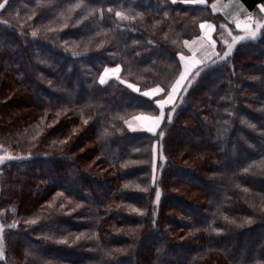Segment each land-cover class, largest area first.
<instances>
[{
	"label": "trees",
	"instance_id": "trees-1",
	"mask_svg": "<svg viewBox=\"0 0 264 264\" xmlns=\"http://www.w3.org/2000/svg\"><path fill=\"white\" fill-rule=\"evenodd\" d=\"M217 1L0 9V264H264V0H238L257 36L236 43ZM201 22L214 55L154 134L132 130ZM109 67L119 75L101 85Z\"/></svg>",
	"mask_w": 264,
	"mask_h": 264
},
{
	"label": "rangeland",
	"instance_id": "rangeland-1",
	"mask_svg": "<svg viewBox=\"0 0 264 264\" xmlns=\"http://www.w3.org/2000/svg\"><path fill=\"white\" fill-rule=\"evenodd\" d=\"M263 7L259 8V11H261ZM211 9L213 12H218L222 14L228 21L236 24L240 23L242 26H244L246 29L243 30L239 37H247L249 31H255L254 29L251 30V27L249 26L250 17L249 15H246L247 12L244 11L243 6L238 0H218L217 2L213 3L211 5ZM203 34L199 35V37L192 39L191 41L186 43L187 49L190 51V53L196 57L201 62L208 61L213 55H214V47L216 44L215 39L212 38L213 42L211 44H208V39H206L205 34H213L214 27L213 24L210 22H204L203 23ZM248 31V32H247ZM234 38V36H230V33H225L220 37V42L224 45H228L230 41ZM248 38H245L246 40ZM239 42V41H238ZM105 69H112L114 70L115 67H109ZM103 69V70H105ZM113 74V73H112ZM105 80L106 77H105ZM138 123V122H137ZM135 122H132L133 129L136 126V130H143V127L138 125Z\"/></svg>",
	"mask_w": 264,
	"mask_h": 264
},
{
	"label": "crops",
	"instance_id": "crops-1",
	"mask_svg": "<svg viewBox=\"0 0 264 264\" xmlns=\"http://www.w3.org/2000/svg\"><path fill=\"white\" fill-rule=\"evenodd\" d=\"M203 23H204V22H201V23L199 24L200 35L203 34V28L201 27V25H203ZM210 23H211V22H210ZM249 23H250V21H249ZM203 26H204V25H203ZM249 26H250V24H249ZM213 27H214V25H213ZM235 28H236V30H238V31H243V30L246 29V28H245L244 26H242V24H240L239 22L235 24ZM214 32H215V27H214L213 34H212V33H210V34H209V33H208V34H205L206 39H208V42H207L208 44H211V43L213 42L212 38L214 39ZM211 36H212V38H211ZM180 63H181V69H180L179 75H178V77L176 78V80L174 81L173 85L171 86L169 92H168L164 97H162L161 99H157V100L155 101V104H156V106H157V108H158L157 113H156V114H152V115H148V114H137V115L135 116L136 123L138 122L137 124H138L139 126L141 125V126L143 127V130L146 131V132H148V133L154 134V133L158 130V128H159V126H160V124H161V122H162V119H163V113H164L163 110H164L166 107H168V106H170V105H173V103L175 102V100H176V98H177V95H178V92H179L180 88L182 87V85L184 84L185 80H186L187 77L190 75V73H191V72H192V71L198 66V63H200V61H199L196 57H194V56L191 54V55L185 56V57H184V60H181ZM117 68H119V67H115V69H117ZM115 69H114V70H115ZM107 70H108V69H107ZM114 70H112V69H109V70H108L107 75H105V77H106L107 80L110 79V78H117V77H118L119 72H116V71H114ZM112 73H113V74H112ZM182 73H184V74L186 75V79H185L184 81L181 82V87L177 90V92L172 93V88H173V86L175 85L176 81L179 79V77H180V75H181ZM104 74H105V70H103V71L101 72V74H100V76H99V81H100V77H101L102 75H104ZM107 80H106V81H107ZM156 88H159V87L156 86V87L149 88V89L143 91L142 94H143L144 92H149L150 95H149V96H146V97H148V98H157V97L162 93V90H161L160 92L157 93V92L154 91V89H156ZM159 89H160V88H159ZM170 93H172V98H171V99H169V94H170ZM144 117H147L148 119H142V118H144ZM157 117H160V123H159V126L156 127V128L154 129L153 132H149V131H147V130H146L147 126H150L152 120H154V119L157 118Z\"/></svg>",
	"mask_w": 264,
	"mask_h": 264
},
{
	"label": "snow or ice",
	"instance_id": "snow-or-ice-1",
	"mask_svg": "<svg viewBox=\"0 0 264 264\" xmlns=\"http://www.w3.org/2000/svg\"><path fill=\"white\" fill-rule=\"evenodd\" d=\"M173 2H175V0H173ZM194 2H195V0H194ZM200 2H202V0H200ZM6 3H8V0H5V3H0V9H3V8L5 7V4H6ZM75 7L79 8V7H80V4H76ZM261 11H264V8H262ZM91 14H92V13H89V15H91ZM116 16H117L118 18L127 19V17H121V13H120L119 11L116 12ZM201 27L203 28L204 26L201 25ZM260 27H261L260 25H257V28H258V29H259ZM36 35H37V33H36L35 31H33V32H32V36H33V37H36ZM256 36H257V32H256V31H249L247 37H235V38H234V43H236V42H238V41H242V40H244L245 38H248V39H255ZM185 43H187V42H185ZM231 50H232V46L230 45V46H229V52H225V53H224V56L221 57V59L226 58V57L230 54ZM180 59H181V60H184V57L181 56ZM114 71L119 72V68L115 69ZM107 73H108V70L105 69V74L102 75V76L100 77V81H99V82H100L101 85H104V84L106 83L105 75H107ZM185 79H186V75H185L184 73H182V74L180 75L179 79L176 81L175 85L173 86V88H172V93L177 92V90L181 87V82L184 81ZM129 87H131V85H129ZM134 90H135V89H134ZM154 91L158 93V92L161 91V89L156 88V89H154ZM172 93L169 94V99L172 98ZM143 95H144V96H149L150 93H149V92H144ZM148 110H152V111H154V110L151 108V105L148 106ZM142 119H148V118H147V117H144V118H142ZM169 119H171V117H169ZM86 122H87V121H85V123H86ZM159 123H160V117H157V118H155L154 120H152L151 125H150V126H147L146 130L149 131V132H153L154 129H155L156 127L159 126ZM129 127H131V125H129ZM132 130H136V129H132ZM105 134H107V133H105ZM160 135L162 136V135H163V132H161ZM64 142H66V141H62V143H64ZM0 162H2V161H0ZM154 171H155V165H154ZM245 171H248V169H245ZM125 187H127V185H126ZM159 195H160V193H159V191H157V192H156V196H157V198L159 197ZM133 211H136V209L134 208ZM140 214L142 215L143 213H140ZM225 219H227V218H225ZM29 223H33V224H34L35 221H34V220H33V221H29ZM12 227H15V225H12ZM77 239H80V237H77ZM65 242H66V241H60V243H65ZM0 258H2V253H0Z\"/></svg>",
	"mask_w": 264,
	"mask_h": 264
}]
</instances>
